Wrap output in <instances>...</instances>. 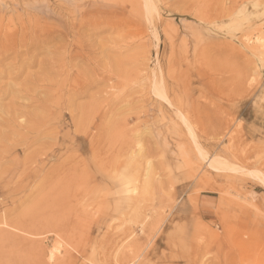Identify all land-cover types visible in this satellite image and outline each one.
<instances>
[{"label": "rangeland", "instance_id": "rangeland-1", "mask_svg": "<svg viewBox=\"0 0 264 264\" xmlns=\"http://www.w3.org/2000/svg\"><path fill=\"white\" fill-rule=\"evenodd\" d=\"M0 41V264H264V0H0Z\"/></svg>", "mask_w": 264, "mask_h": 264}, {"label": "bare ground", "instance_id": "bare-ground-1", "mask_svg": "<svg viewBox=\"0 0 264 264\" xmlns=\"http://www.w3.org/2000/svg\"><path fill=\"white\" fill-rule=\"evenodd\" d=\"M146 1V3L148 2V0H145ZM148 6H149V4H147ZM149 10V9H148ZM103 19H100V23H103V21H102ZM94 21H96V20H94ZM252 48V47H251ZM29 50V49H28ZM28 50H27V53H28ZM4 51H6V45H5V42H3V41H0V62H3V60L5 59V57L4 56H6V54H3L4 53ZM8 51V50H7ZM16 52V51H15ZM8 53V52H7ZM17 55H19L18 53H16ZM3 72H4V70L3 71H1L0 72V76L3 74ZM157 79V78H156ZM159 80V79H158ZM160 81V80H159ZM160 85L161 84H159V83H154V87H153V90H154V92L156 93V95L158 96V95H160L161 94V90H163L162 89V87H161V90H160ZM164 91V90H163ZM3 93V92H2ZM5 94V93H4ZM164 94V93H163ZM163 94H161V96L163 95ZM2 96H3V94H2ZM160 97V96H159ZM11 103V102H10ZM24 126V125H23ZM28 127V126H27ZM1 154V153H0ZM204 155V154H203ZM2 156V155H1ZM222 163H223V160H222V158H220V157H216L215 159L213 158L212 159V161H211V163L210 164H212V166H214V167H216V168H222ZM213 167V168H214ZM106 175V174H105ZM122 177V176H121ZM127 182V181H126ZM110 185V184H109ZM120 186V185H119ZM141 195V194H140ZM144 196V195H143ZM144 200V199H143ZM117 202V201H116ZM126 202H128V201H126ZM140 202V201H139ZM118 203V202H117ZM116 204V203H115ZM129 205V204H128ZM157 214V213H156ZM54 220V219H53ZM110 225V224H109ZM108 225V226H109ZM129 227V226H128ZM125 232V231H124ZM33 244V243H32ZM105 254V253H104ZM57 258V257H56ZM62 259V258H61Z\"/></svg>", "mask_w": 264, "mask_h": 264}]
</instances>
